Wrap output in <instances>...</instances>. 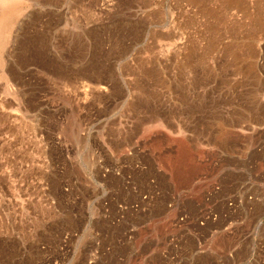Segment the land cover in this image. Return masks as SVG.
I'll list each match as a JSON object with an SVG mask.
<instances>
[{"label":"rangeland","instance_id":"rangeland-1","mask_svg":"<svg viewBox=\"0 0 264 264\" xmlns=\"http://www.w3.org/2000/svg\"><path fill=\"white\" fill-rule=\"evenodd\" d=\"M0 22V264H264V0Z\"/></svg>","mask_w":264,"mask_h":264},{"label":"bare ground","instance_id":"bare-ground-1","mask_svg":"<svg viewBox=\"0 0 264 264\" xmlns=\"http://www.w3.org/2000/svg\"><path fill=\"white\" fill-rule=\"evenodd\" d=\"M2 2H4V1H2ZM0 24H1V22H0ZM102 88V87H101ZM99 89V88H98Z\"/></svg>","mask_w":264,"mask_h":264}]
</instances>
